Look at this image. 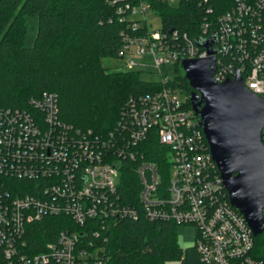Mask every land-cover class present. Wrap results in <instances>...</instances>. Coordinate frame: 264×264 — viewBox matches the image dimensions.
<instances>
[{
	"label": "built area",
	"instance_id": "1",
	"mask_svg": "<svg viewBox=\"0 0 264 264\" xmlns=\"http://www.w3.org/2000/svg\"><path fill=\"white\" fill-rule=\"evenodd\" d=\"M152 2L172 9L193 2L198 24L190 32L148 30L147 10L159 16ZM125 9L146 29L123 36L117 59H126L124 71H132L133 57L147 58L161 76L154 82L160 88L128 98L107 136L63 122L53 93L30 97L26 108L0 107V258L8 264H110L102 243L111 223L145 216L192 225L201 264H264L257 236L229 203L191 105L160 70L214 57L215 83L238 74L264 98V0H132ZM214 36L209 54L198 42ZM132 177L133 199L126 188ZM49 217L61 219L53 240L32 241L33 224Z\"/></svg>",
	"mask_w": 264,
	"mask_h": 264
},
{
	"label": "trees",
	"instance_id": "2",
	"mask_svg": "<svg viewBox=\"0 0 264 264\" xmlns=\"http://www.w3.org/2000/svg\"><path fill=\"white\" fill-rule=\"evenodd\" d=\"M132 0H0V107L26 108L30 97L55 94L58 116L80 131L107 136L120 118L126 100L160 88L140 80L139 72H109L105 59H116L124 35H140L145 26L127 17ZM123 8L125 12L119 13ZM161 28L190 32L198 24L197 7L183 3L177 9L152 2ZM37 18L31 47H25V18ZM18 35V36H17ZM17 37V38H16ZM168 86L184 92L190 108V87L179 64H174ZM128 196L135 198L137 184L127 180ZM60 218L33 224L32 241L43 244L60 230ZM175 225L145 216L111 223L102 243L110 264H201L195 244L182 250L175 240ZM264 256V232L255 238ZM0 264H8L0 258Z\"/></svg>",
	"mask_w": 264,
	"mask_h": 264
},
{
	"label": "water",
	"instance_id": "3",
	"mask_svg": "<svg viewBox=\"0 0 264 264\" xmlns=\"http://www.w3.org/2000/svg\"><path fill=\"white\" fill-rule=\"evenodd\" d=\"M169 30L168 32H170ZM211 37L199 45L208 49ZM189 102L227 192L253 236L264 232V98L246 88L241 77L218 84L212 79L214 57L183 59Z\"/></svg>",
	"mask_w": 264,
	"mask_h": 264
},
{
	"label": "rangeland",
	"instance_id": "4",
	"mask_svg": "<svg viewBox=\"0 0 264 264\" xmlns=\"http://www.w3.org/2000/svg\"><path fill=\"white\" fill-rule=\"evenodd\" d=\"M134 18H140L141 15L137 14L133 16ZM145 26L148 30H159L161 29V18L154 14L152 11L147 10L145 13ZM37 32V18L35 16H27L25 18V35H24V46L31 47L34 43V39ZM18 36V35H17ZM17 38V37H16ZM132 60L136 64L134 70L139 72L140 80L144 82H159L161 76L158 74V71L155 67L152 66L150 61L147 58L133 57ZM126 59H105L103 60V65L109 72L124 70L123 66L126 63ZM173 67L172 63H169L165 66L160 67L163 76L172 79L173 77ZM167 69V73H165ZM179 96L180 100L185 99L184 92H181ZM61 225V224H60ZM175 240L178 246L184 250L187 247H190L196 242L195 228L192 225H175ZM164 264H181L180 260H170Z\"/></svg>",
	"mask_w": 264,
	"mask_h": 264
}]
</instances>
